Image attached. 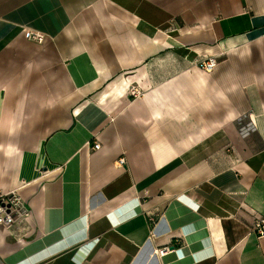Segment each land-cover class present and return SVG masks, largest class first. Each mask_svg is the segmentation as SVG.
<instances>
[{
  "label": "crops",
  "instance_id": "1",
  "mask_svg": "<svg viewBox=\"0 0 264 264\" xmlns=\"http://www.w3.org/2000/svg\"><path fill=\"white\" fill-rule=\"evenodd\" d=\"M16 188L0 264H264V0H0Z\"/></svg>",
  "mask_w": 264,
  "mask_h": 264
},
{
  "label": "built area",
  "instance_id": "2",
  "mask_svg": "<svg viewBox=\"0 0 264 264\" xmlns=\"http://www.w3.org/2000/svg\"><path fill=\"white\" fill-rule=\"evenodd\" d=\"M29 38L42 43L45 35L38 31H29ZM195 65L204 71L212 72L218 65L217 57L214 55L199 57L195 60ZM132 96H138L141 92L136 87L130 88ZM100 144L96 143L94 148H99ZM119 165L125 164V159L118 160ZM32 219V210L27 205L19 193V188L8 192H0V225L7 230L18 221H30ZM252 229L259 237L264 236V217L257 218L253 221ZM169 251V247H164L159 254L164 255Z\"/></svg>",
  "mask_w": 264,
  "mask_h": 264
}]
</instances>
